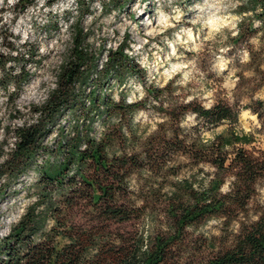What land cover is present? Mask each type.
<instances>
[{"label": "rangeland", "instance_id": "obj_1", "mask_svg": "<svg viewBox=\"0 0 264 264\" xmlns=\"http://www.w3.org/2000/svg\"><path fill=\"white\" fill-rule=\"evenodd\" d=\"M84 1L81 6L77 0H15L11 4L3 0L0 4V56L7 58V65H11L10 73L8 70L6 73L18 74V79L26 72L30 74L14 98L8 94L16 77L12 76L9 88L0 84V161L14 145V128L37 119L35 106L42 104L54 87L60 64L73 45L76 19L85 27L86 42L99 55L100 64L107 59V49L116 48L122 41L128 43L125 51L129 61L137 64L135 70L131 66L122 67L121 81L115 75L102 84L90 78L85 84L84 96V99L89 97L88 105L90 102L92 105L94 95L118 100L122 92L128 102L140 100L136 109L124 110L123 116L95 109L90 112L92 127L89 128L88 120L79 125L83 134L80 146L85 145L87 133L100 138L111 131L113 136L106 142L108 157L125 152H148L142 153L151 156L147 159L148 165L133 167L127 182L131 190L143 189L146 192L143 194L151 190L148 193L157 222H163V193L172 180L189 176L195 185L203 184L216 170L210 162L196 163L184 153L173 152L170 158L172 147L168 150L167 136L177 135L189 143L199 133L203 121L192 110L182 113L185 103L193 100L210 106L224 100L233 104L239 112L236 128L253 134L252 141L244 146L262 156L264 24L252 16V11L237 10L243 0H230L227 7L221 6L218 0H134L120 9L107 10L100 7V0ZM87 5L90 11L79 9ZM177 14H181L179 20L174 19ZM166 24L170 26L164 27ZM216 28L220 30L215 31ZM10 43L14 50L20 51L19 58L10 59ZM30 50L33 57L24 59L21 54L27 58L25 52ZM21 64H25L23 73L18 72ZM150 89L153 91L148 94ZM103 107L101 104L100 108ZM170 108L169 115L165 109ZM76 115L73 109L62 107L49 124L48 134L41 142L42 149L33 155L34 166L18 180L0 185V235L9 231L25 206L37 197L39 185L35 177L39 168L59 172L64 167L68 147L60 144L64 136L74 135L73 125L78 116L83 123L81 115ZM224 127L225 123L214 129L206 128L202 135L205 139L212 137ZM73 161L79 164L76 158ZM75 167L76 164L71 170ZM82 170L88 175L95 173L89 160ZM231 179V175L226 176L220 186L223 191L230 188ZM255 187L248 205L252 216L264 212V177ZM141 201L139 198L138 203ZM222 220L210 217L190 230L196 236L220 234Z\"/></svg>", "mask_w": 264, "mask_h": 264}, {"label": "trees", "instance_id": "obj_2", "mask_svg": "<svg viewBox=\"0 0 264 264\" xmlns=\"http://www.w3.org/2000/svg\"><path fill=\"white\" fill-rule=\"evenodd\" d=\"M130 1L134 0L99 3L107 10L120 9ZM77 2L81 6L85 1ZM79 9L90 11L88 5ZM237 10L252 11V16L264 24V0H243ZM73 26V45L60 64L54 87L43 103L35 106L37 119L13 130L14 145L0 161V185L18 180L34 166L33 155L42 149L49 124L62 107L80 114L83 123L78 116L73 125L74 135L61 140L60 147H68L64 167L59 172L39 168L35 177L39 185L37 197L25 206L9 231L0 235V264H264V212L255 216L248 212L255 186L264 177V153L257 155L244 146L252 141L253 134L236 128L239 112L235 106L224 100L210 106L191 100L181 107L182 113L192 110L203 121L199 133L189 143L177 135L167 136L168 150L172 147L170 158L173 152L184 153L196 163L210 162L216 170L203 184L195 185L189 176L172 180L163 193L164 218L160 224L148 193L151 190L143 194V189L131 190L127 182L133 167L148 165L151 156L143 155L148 152L108 157L106 142L111 131L100 138L87 133L85 145L80 146L83 134L79 125L88 120L89 128L92 127L89 115L94 109L123 116L124 110L131 112L140 104V100L126 101L124 92L118 100L94 95L92 105L87 103L89 97L84 99L85 84L90 78L96 84L113 75L121 81L122 67L135 70L137 64L129 61L125 51L128 43L122 41L116 48H108L107 59L100 64L99 55L86 42L85 27L78 19ZM9 50L10 59L19 58L20 51L14 50L12 43ZM31 52H25L27 58L21 56L30 59ZM7 62V58L0 56V84L9 88L13 75L6 73L11 71ZM24 65L19 66V73L25 71ZM29 75L26 72L22 79H14L9 97H16ZM165 112L170 115L172 109ZM222 123V130L205 139L202 134L206 128L214 129ZM75 158L79 164L73 161ZM87 160L93 165L94 175L82 170ZM153 165L154 160L150 166ZM227 175L232 176L230 188L223 191L220 186ZM210 217L223 219L220 234L193 235L190 227Z\"/></svg>", "mask_w": 264, "mask_h": 264}, {"label": "clouds", "instance_id": "obj_3", "mask_svg": "<svg viewBox=\"0 0 264 264\" xmlns=\"http://www.w3.org/2000/svg\"><path fill=\"white\" fill-rule=\"evenodd\" d=\"M15 2V0H9V3L11 4V3H14ZM3 3V0H0V4H2ZM218 3H220L221 4V6H223V7H227L229 4H230V0H227V2H226V0H218ZM232 7H235V5L233 4V5H231ZM180 15L181 14H177V16H175L174 17V19H176V20H179L180 19ZM232 19H236L235 17H233ZM170 25H168V24H166V25H164V27H169ZM224 25H221V27H223ZM220 29L219 28H216L215 29V31H219ZM221 51H227V49H221ZM220 67L221 68H223L224 67V64L223 63H221V65H220ZM187 78V77H186ZM143 96V92H141V97ZM141 115H143V113H141ZM189 119H191V117H189ZM226 190V189H225Z\"/></svg>", "mask_w": 264, "mask_h": 264}]
</instances>
